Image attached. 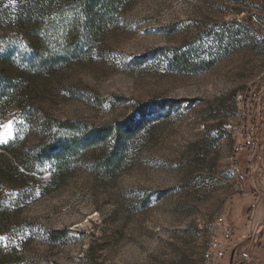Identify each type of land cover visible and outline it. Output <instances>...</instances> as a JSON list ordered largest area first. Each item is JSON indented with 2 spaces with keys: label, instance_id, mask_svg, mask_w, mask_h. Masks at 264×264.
I'll return each instance as SVG.
<instances>
[{
  "label": "rangeland",
  "instance_id": "rangeland-1",
  "mask_svg": "<svg viewBox=\"0 0 264 264\" xmlns=\"http://www.w3.org/2000/svg\"><path fill=\"white\" fill-rule=\"evenodd\" d=\"M70 20L44 18L33 41L0 21V78L7 62L27 86L20 106L0 94V151L14 137L34 147L53 119L145 123L114 170L84 153L52 181L48 168L31 173L26 198L1 192L24 232L4 245L9 263L205 264L225 216L232 239L218 264H264V230L253 232L264 207L240 201L248 186L264 190V0H129L90 43Z\"/></svg>",
  "mask_w": 264,
  "mask_h": 264
},
{
  "label": "trees",
  "instance_id": "trees-1",
  "mask_svg": "<svg viewBox=\"0 0 264 264\" xmlns=\"http://www.w3.org/2000/svg\"><path fill=\"white\" fill-rule=\"evenodd\" d=\"M5 1L0 2V21L9 20L16 23L21 36L32 41L43 38V34L40 33L43 29V19L67 12L71 16L69 25L71 32L76 33L82 22L86 27L83 36L77 35L80 44L93 42L102 27L109 23L114 13L129 0H13L12 3L4 5ZM1 69L2 72L7 71L0 78V92L2 91L0 94H4L1 100L8 102L10 95L6 94L9 92L13 96V101L20 106L25 93L22 89L27 87L24 82L25 76L12 74L7 62ZM144 123L145 119L141 118L134 122L117 121L87 129L82 121L53 119L55 133L39 140L34 147L22 145L17 137L4 143L0 151V264H10L9 255L6 254L8 250H4L6 249L4 245L15 248L20 244L19 239L24 236L23 231L17 230L16 233L12 227L14 222L5 209L1 193L3 190H10L11 198L14 200L20 196L26 198L29 193H33V185L29 183L28 178L35 171L48 168L52 181L56 175L74 166L84 153L95 159L93 167L114 170L122 163L126 143L130 142L131 136ZM109 138H114L116 143L105 154L103 144ZM31 182L34 184V181ZM2 235L7 237L2 239Z\"/></svg>",
  "mask_w": 264,
  "mask_h": 264
},
{
  "label": "built area",
  "instance_id": "built-area-1",
  "mask_svg": "<svg viewBox=\"0 0 264 264\" xmlns=\"http://www.w3.org/2000/svg\"><path fill=\"white\" fill-rule=\"evenodd\" d=\"M234 170L241 175L240 167L235 166ZM216 225L219 228V234L212 238L208 244V248L203 255L205 264H218L224 258L232 239L233 226L225 216L220 217Z\"/></svg>",
  "mask_w": 264,
  "mask_h": 264
},
{
  "label": "crops",
  "instance_id": "crops-1",
  "mask_svg": "<svg viewBox=\"0 0 264 264\" xmlns=\"http://www.w3.org/2000/svg\"><path fill=\"white\" fill-rule=\"evenodd\" d=\"M248 192H250V194L248 193V192H246V193H244L243 195L245 196L244 198H242V199H240V201H251L250 203H247L248 205H247V207H246V209L245 210H248V208L249 207H251V206H253L254 207V209H255V212L257 211V207H258V205H259V207H264V190L262 191V190H260L261 192H260V196H258L257 198L256 197H252L253 195H256V192H254L253 190V188H251L250 186H248ZM248 193V195H246ZM245 213H246V211H245ZM254 227H255V225H254ZM253 227V228H254ZM264 230V223L262 224V225H260L258 228H254L253 229V232H255V231H263ZM264 237H262L261 239H263ZM258 241H260V239L258 240ZM251 245L249 246V249L247 250V256H249L250 258L252 257V256H254V255H256L257 254V252H259V248L257 247L258 246V243H257V239L256 240H254L253 238H252V241H251ZM220 264H224V262L222 261V262H220Z\"/></svg>",
  "mask_w": 264,
  "mask_h": 264
}]
</instances>
